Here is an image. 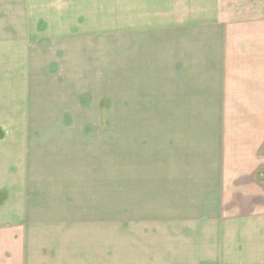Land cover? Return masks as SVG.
I'll return each mask as SVG.
<instances>
[{"label": "rangeland", "instance_id": "rangeland-1", "mask_svg": "<svg viewBox=\"0 0 264 264\" xmlns=\"http://www.w3.org/2000/svg\"><path fill=\"white\" fill-rule=\"evenodd\" d=\"M7 1L26 37L0 69L9 251L116 264L150 240L154 256L187 255L212 233L220 264H264V107L189 96L171 72L175 43L129 29L137 0ZM220 1L234 19L259 14L256 0Z\"/></svg>", "mask_w": 264, "mask_h": 264}, {"label": "crops", "instance_id": "crops-1", "mask_svg": "<svg viewBox=\"0 0 264 264\" xmlns=\"http://www.w3.org/2000/svg\"><path fill=\"white\" fill-rule=\"evenodd\" d=\"M13 1L17 3V0ZM133 3L134 1H128V11L137 10V13L141 11L144 14L137 18L135 25L130 22L129 29L133 33L137 30V37L140 38L160 36L163 43L167 42L166 39L171 44L175 43L179 54L176 53L177 57L169 60L174 68L171 72L182 82L184 89L193 90L189 96L220 95L225 104L233 101L238 103L230 105L231 108L264 107V0H256L260 6L256 9L259 14L243 18L237 16V19L230 17L231 12L225 10L220 0H137L138 8ZM18 4L21 6L23 0H18ZM19 9V13L16 12L15 15L16 22L9 21L13 9L8 8L7 0H0V69L4 71H11L8 66L4 68V64L11 63V56L15 53V48L12 47L19 48L18 54L23 47L24 53L21 54L26 53L23 9ZM16 32L19 37H15ZM131 35L134 36L132 33ZM153 67L155 68L154 65ZM0 80L3 79L0 77ZM215 229L217 231L216 227ZM210 236L212 233L205 235V239L201 237L200 241L192 239L191 250L180 257L166 252L165 246H162L163 252L159 257L152 255L150 251L155 248V244L150 240L152 245L147 246L145 257L142 254L141 258L134 253L115 263L142 264L141 261L145 259L147 264H220L219 249L211 247L214 238ZM9 239L11 238H5L0 233L1 264H110L104 260L109 258L107 255L82 260L67 254V261L63 262L59 260V254L55 253L50 260H40L36 256L29 259L31 254L26 248V242H21L18 247L12 246L13 252L7 248L10 246ZM185 242L186 246L179 249L181 252L187 246L189 248L190 243L187 239ZM215 246H218V242ZM135 247L131 246V253ZM171 257L185 259L169 262Z\"/></svg>", "mask_w": 264, "mask_h": 264}]
</instances>
